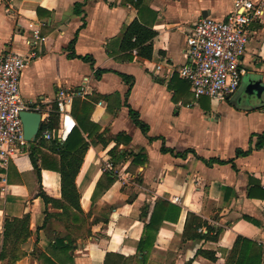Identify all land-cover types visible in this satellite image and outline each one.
Here are the masks:
<instances>
[{
    "label": "crops",
    "instance_id": "1",
    "mask_svg": "<svg viewBox=\"0 0 264 264\" xmlns=\"http://www.w3.org/2000/svg\"><path fill=\"white\" fill-rule=\"evenodd\" d=\"M231 9L232 0H143L138 8L125 0H0V56L34 50L20 92L24 102L38 108L42 123L36 139L18 149L5 172L0 169V237L6 218H29L31 236L18 264H30V252H45L59 237L75 240L73 264H104L107 253L141 264V210L149 206L150 211L158 200L180 213L175 222L161 224L146 264H235L237 237L261 246L264 264V145L255 149L256 135L264 132V105L238 108L232 95L195 98L177 72L186 62V38L194 23L201 17L221 20ZM133 22L145 32L127 41ZM248 32L240 68L243 76L259 74L264 80V16ZM34 34L45 40H35ZM73 54L91 58L93 65ZM97 70L104 72L96 77ZM80 86L87 94L75 96L67 116L60 117L57 89ZM128 107L148 126L146 134ZM49 118L52 129L44 128ZM77 118L88 143L76 177L81 213H65L60 174L46 168L38 173L29 154L45 130H52L54 139L65 131L67 138ZM163 143L175 152H193L175 157L161 151ZM49 145L37 148L51 155ZM238 149L251 151L236 157ZM112 153L116 161L108 170ZM202 159L224 163L207 165ZM108 173L114 180L110 186ZM189 214L200 219V228L187 224ZM77 216L80 220H73ZM84 222L89 233L82 235ZM207 226L222 230L216 240L202 238L213 236ZM199 250L214 253L216 260Z\"/></svg>",
    "mask_w": 264,
    "mask_h": 264
},
{
    "label": "built area",
    "instance_id": "2",
    "mask_svg": "<svg viewBox=\"0 0 264 264\" xmlns=\"http://www.w3.org/2000/svg\"><path fill=\"white\" fill-rule=\"evenodd\" d=\"M263 16L264 0H232V9L225 18L201 17L194 23L186 38V62L177 72L187 82L195 98L219 100L237 91L244 74L240 58L248 41V28ZM33 36L35 40H45L37 34ZM34 56V50L29 54L8 50L0 56V169L3 172L18 149L28 146L20 113L38 109L31 102H24L20 92L21 74ZM156 69L159 70L160 66ZM86 94L84 86L78 89L58 88L56 112L60 117H66L73 98ZM65 138V131L57 137L60 141ZM41 139L53 140V131L45 130ZM112 167L111 162L105 164L108 170Z\"/></svg>",
    "mask_w": 264,
    "mask_h": 264
},
{
    "label": "trees",
    "instance_id": "3",
    "mask_svg": "<svg viewBox=\"0 0 264 264\" xmlns=\"http://www.w3.org/2000/svg\"><path fill=\"white\" fill-rule=\"evenodd\" d=\"M128 3H131L136 8L140 7L143 3V0H125ZM78 8V5H77ZM144 29L138 24V22H133L126 30L124 38L127 41L133 35H138L139 33H144ZM152 34V33H151ZM74 44V39L70 42L69 48H72ZM72 57L79 58L83 61H89L91 66L93 61L87 56H76L71 55ZM96 77H99L103 70H97ZM125 81L129 82L127 76H123ZM130 90V86L128 92ZM128 114L134 124L139 127L143 133H147L148 126L140 119L138 112L134 111L132 108L128 107ZM58 117V114H51V117ZM52 120L49 118V122L44 127L46 129H52L55 125H52ZM77 125L74 126L69 132L65 142H60L58 139L50 140V145L48 146L51 155L44 156L42 151L37 148V146L46 145L43 139L39 140L37 146L31 148L30 150V160L35 168V170L40 173L41 168L52 169L57 171L60 174L61 178V194L62 199L66 203L63 207V211L68 213L70 209H75L81 213L79 206V193L76 186V177L79 173L81 164L83 162V157L88 149V143L83 135L85 127H83L80 120L77 118ZM79 127L82 129L79 130ZM264 145V132L256 135L255 149H260ZM162 152L170 153L175 157H185L186 153L193 152L192 150H186L185 152H175L174 150L167 148L164 143L161 148ZM251 149L243 151L238 149L235 153L236 157L247 155ZM195 153V152H194ZM58 155L59 159L56 158ZM113 158V165L116 159H114L113 153L111 154ZM196 155V154H195ZM38 157V158H37ZM197 157V156H196ZM119 156L117 157V159ZM38 159L41 161L40 166L38 165ZM115 160V161H114ZM202 161L207 165H212L213 163L223 164L224 161L221 160H205ZM233 164V160H229ZM107 175V174H106ZM105 175V176H106ZM107 177V184L110 186L113 183V176L109 174ZM100 181L97 182V187L100 186ZM106 186V187H108ZM45 200H49L46 198ZM180 209L170 203L167 200H158L153 205L152 209L149 211V206H145L141 210L140 218L144 223L143 234L137 245V256L141 255V258L138 260L141 264H146V261L149 256V251L153 247L156 234L164 221L175 222L179 217ZM73 220H80L79 217H74ZM189 225H194V228L198 229L202 226L201 221L194 214H189ZM66 228H69V223H65ZM84 233H89V230L85 229V222L82 230ZM207 233H213V236L201 235L204 239L216 240L219 234L222 232L221 229H217L211 226H207ZM79 232V231H78ZM3 242L2 249L9 243L11 246H16L17 244H22L26 242L31 236V231L29 230V218L25 215L22 218H6L3 224ZM74 239L70 237L66 238H56L54 242L49 245V248L45 251H39L35 249L34 252L38 253L37 257L40 259L43 264H73V256L70 251L74 245ZM233 249V254H237V260L235 264H261V246L257 243L242 237H237L235 240V245ZM4 251V250H3ZM2 251V253H3ZM199 254L206 255L209 259L215 261L216 258L214 253L200 251ZM25 256V252L22 253ZM2 255V254H1ZM128 258L123 256L107 253L105 257L104 264H127Z\"/></svg>",
    "mask_w": 264,
    "mask_h": 264
},
{
    "label": "water",
    "instance_id": "4",
    "mask_svg": "<svg viewBox=\"0 0 264 264\" xmlns=\"http://www.w3.org/2000/svg\"><path fill=\"white\" fill-rule=\"evenodd\" d=\"M243 89L230 98V102L238 108L256 109L264 105V80L259 74H246L242 77ZM20 117L23 124L24 138L34 141L42 128L41 114L37 111H22ZM264 262V244H263Z\"/></svg>",
    "mask_w": 264,
    "mask_h": 264
},
{
    "label": "rangeland",
    "instance_id": "5",
    "mask_svg": "<svg viewBox=\"0 0 264 264\" xmlns=\"http://www.w3.org/2000/svg\"><path fill=\"white\" fill-rule=\"evenodd\" d=\"M242 82H243V79H241L240 85H239V87L235 93H237L239 90L243 89V87H242L243 83ZM235 93L232 96H234ZM2 242H3V236L0 237V264H18V261H21V259H23V257H25V256H23L22 253L25 252L24 249H25L26 242H24L22 244V247L20 246V244H17L16 246H11L12 244L8 243L3 249H2ZM2 251H3V253H2ZM37 254L38 253L34 252V250L32 252H30V258H31L30 264H40L39 263L40 259L37 257Z\"/></svg>",
    "mask_w": 264,
    "mask_h": 264
},
{
    "label": "bare ground",
    "instance_id": "6",
    "mask_svg": "<svg viewBox=\"0 0 264 264\" xmlns=\"http://www.w3.org/2000/svg\"><path fill=\"white\" fill-rule=\"evenodd\" d=\"M69 120V119H68ZM70 121V120H69ZM70 128V125L69 124H67V130Z\"/></svg>",
    "mask_w": 264,
    "mask_h": 264
}]
</instances>
